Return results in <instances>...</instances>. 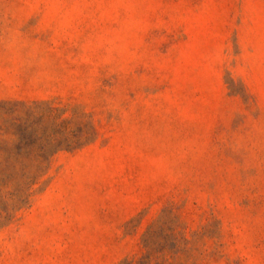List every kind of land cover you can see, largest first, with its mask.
<instances>
[{
    "label": "rangeland",
    "instance_id": "rangeland-1",
    "mask_svg": "<svg viewBox=\"0 0 264 264\" xmlns=\"http://www.w3.org/2000/svg\"><path fill=\"white\" fill-rule=\"evenodd\" d=\"M0 264H264V0H0Z\"/></svg>",
    "mask_w": 264,
    "mask_h": 264
}]
</instances>
